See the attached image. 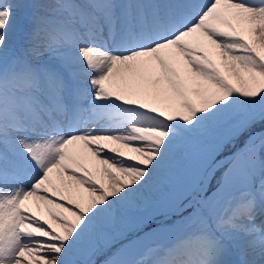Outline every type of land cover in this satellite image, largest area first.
Segmentation results:
<instances>
[{
    "label": "snow or ice",
    "instance_id": "snow-or-ice-1",
    "mask_svg": "<svg viewBox=\"0 0 264 264\" xmlns=\"http://www.w3.org/2000/svg\"><path fill=\"white\" fill-rule=\"evenodd\" d=\"M0 264H264V0H0Z\"/></svg>",
    "mask_w": 264,
    "mask_h": 264
},
{
    "label": "rangeland",
    "instance_id": "rangeland-1",
    "mask_svg": "<svg viewBox=\"0 0 264 264\" xmlns=\"http://www.w3.org/2000/svg\"><path fill=\"white\" fill-rule=\"evenodd\" d=\"M144 255V253H138V254H133V256L131 257L132 259H140L141 256ZM148 259H151L152 257H147ZM104 257L103 256H99L97 257V260H103Z\"/></svg>",
    "mask_w": 264,
    "mask_h": 264
}]
</instances>
